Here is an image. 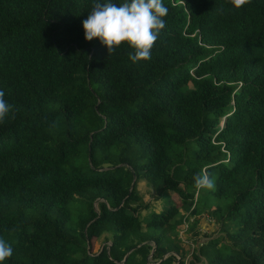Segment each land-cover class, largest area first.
Returning a JSON list of instances; mask_svg holds the SVG:
<instances>
[{"label": "trees", "instance_id": "trees-1", "mask_svg": "<svg viewBox=\"0 0 264 264\" xmlns=\"http://www.w3.org/2000/svg\"><path fill=\"white\" fill-rule=\"evenodd\" d=\"M92 3L0 0L3 264H264V0H163L137 63L85 39ZM204 212L216 235L192 220L188 260L179 226Z\"/></svg>", "mask_w": 264, "mask_h": 264}, {"label": "clouds", "instance_id": "clouds-1", "mask_svg": "<svg viewBox=\"0 0 264 264\" xmlns=\"http://www.w3.org/2000/svg\"><path fill=\"white\" fill-rule=\"evenodd\" d=\"M246 2L250 0H230L237 8ZM168 12L169 9L163 0H120L119 7L113 0H93L90 14L83 21L85 39L92 41L98 38L107 47L109 55L116 47L127 42L135 49L134 54L129 55L133 63L150 60L151 50L159 39L161 30L166 28L164 17ZM12 113L14 105L6 100L5 92L0 90V123ZM194 184L198 191L215 190V181L207 171L202 170L198 173L194 177ZM206 215L209 218L208 214ZM195 217H190L188 221L184 220L180 225L183 229L186 224L185 232ZM13 255L12 244L0 236V264Z\"/></svg>", "mask_w": 264, "mask_h": 264}, {"label": "rangeland", "instance_id": "rangeland-1", "mask_svg": "<svg viewBox=\"0 0 264 264\" xmlns=\"http://www.w3.org/2000/svg\"><path fill=\"white\" fill-rule=\"evenodd\" d=\"M137 189L139 191V193L141 194L142 196V199L144 201H146L148 204H149V209L148 210H155V211H160L162 208H163V205H164V202L162 201V199H157V192L156 190H154V188L148 186L144 181H139L138 184H137ZM172 194V193H170ZM172 198L174 199V201H178L179 198L176 194H172ZM96 205V204H95ZM147 211H143L142 213L143 214H146ZM183 213V211H182ZM205 215V218L208 220V225H209V228H207V231L206 232H203L201 230H197L198 232H196V236L194 238H197L199 240H206L208 238V236L210 235H216V232H215V228H214V225H213V221L211 220V217L209 216V218L207 217V213L204 212L203 213ZM211 223V224H210ZM179 237L182 239V245L184 246L185 250H186V254H187V258L188 260H190L191 258V253L193 252V249L195 247V243H192L190 240H189V236L191 234V232L189 231H184L182 229L181 226H179ZM104 239H103V236H101L100 238L96 239L94 241V246H93V250L92 251H97L99 250L103 244H104Z\"/></svg>", "mask_w": 264, "mask_h": 264}, {"label": "crops", "instance_id": "crops-1", "mask_svg": "<svg viewBox=\"0 0 264 264\" xmlns=\"http://www.w3.org/2000/svg\"><path fill=\"white\" fill-rule=\"evenodd\" d=\"M197 220L196 226L197 230H201L203 232L207 231V228H209L208 220L205 218L204 214L197 215L195 217V221ZM211 224V223H210Z\"/></svg>", "mask_w": 264, "mask_h": 264}, {"label": "built area", "instance_id": "built-area-1", "mask_svg": "<svg viewBox=\"0 0 264 264\" xmlns=\"http://www.w3.org/2000/svg\"><path fill=\"white\" fill-rule=\"evenodd\" d=\"M186 229V224H184V226H183V230H185Z\"/></svg>", "mask_w": 264, "mask_h": 264}, {"label": "water", "instance_id": "water-1", "mask_svg": "<svg viewBox=\"0 0 264 264\" xmlns=\"http://www.w3.org/2000/svg\"><path fill=\"white\" fill-rule=\"evenodd\" d=\"M132 185H133V183H132Z\"/></svg>", "mask_w": 264, "mask_h": 264}]
</instances>
